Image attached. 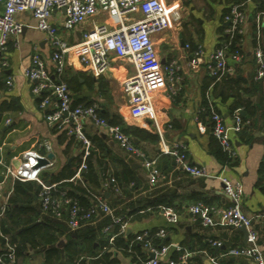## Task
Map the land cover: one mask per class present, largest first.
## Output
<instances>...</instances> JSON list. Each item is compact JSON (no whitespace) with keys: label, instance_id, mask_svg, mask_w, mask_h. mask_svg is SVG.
Returning a JSON list of instances; mask_svg holds the SVG:
<instances>
[{"label":"crops","instance_id":"crops-1","mask_svg":"<svg viewBox=\"0 0 264 264\" xmlns=\"http://www.w3.org/2000/svg\"><path fill=\"white\" fill-rule=\"evenodd\" d=\"M205 1L209 7H211L210 4H216L215 8L211 7L207 19L196 18L194 24L191 22H183L182 25L174 24L171 28L154 36V45L161 64L175 61L178 65L179 77L171 95L167 82V85L155 94L153 105L160 134L149 120L134 119L128 113L118 78L132 72L129 64L117 61L112 64L106 74L94 78L75 60H72L73 63L66 65L62 75L69 80L74 78L76 81L73 85L76 90H70L74 104L96 103L102 112L116 115L127 126H136L157 136L156 141L140 140L130 136L133 144L148 158L157 157L158 159L162 177L155 185H150L138 158L124 151L105 129L95 127L87 121L84 125L87 136L98 135L107 145L108 150L105 153L108 156L107 161L123 160L138 177L137 185L133 190L128 191L129 196L121 194L118 196L119 201L113 205L115 211L122 209L129 211L144 207L145 211H148L147 216L141 220L123 223L126 234L165 228L166 236L169 238V251L161 258L163 263L169 258L173 246L190 242L195 247L201 243H208L214 249L213 255L206 250L193 252V256L196 255L199 258L200 264H227L228 261L231 264H252V260L248 257L229 254L231 249L245 244L244 235L240 229L226 227L216 217H214L213 226L203 227L199 218L189 212L190 206L198 204H193L194 198L198 196L210 203L208 206L227 207L230 201L223 193L222 183L217 178H192L177 168L170 156L160 152L163 145L181 143L191 163L204 166L211 175L222 174L230 180L239 181L243 187L241 209L245 215L252 218V227L258 236V247L264 256V194L256 187L257 170L264 155V77L255 79L253 57V50L256 47L253 41L254 25L255 35L258 38L262 37L260 45L264 47V23L260 26L261 28L257 25V16L263 10L264 3L260 10L261 0ZM232 5H240L239 9L244 15L240 32H237L240 35L238 44L240 59L234 61L228 54L227 62L232 67V71L219 82L215 90L212 85H209L203 93L202 86L209 80L205 62L222 42L218 31L221 25V12ZM190 9L193 10L192 7ZM56 18L57 16H53L52 21H56ZM102 18V15L95 17L99 21H103ZM15 19L21 24L22 31L18 35L9 37L6 51L8 66L0 68V159L14 164L23 152L43 151L40 144L48 142L51 146L48 155L54 161L53 166L48 170L58 172L64 166L76 164L81 154L82 144L74 136L45 122V110L39 107V99L32 94V84L22 75V70L29 64L33 53L40 54L48 69L51 70V48L46 35L36 28V21L29 12L17 13ZM89 24L90 21L84 23L77 33L80 34V31L89 27ZM77 33L76 35L64 33L65 35L61 34V37L73 42L77 38ZM186 44L201 47L204 63L197 66L190 64L193 52L197 48L191 51L190 46L185 48ZM8 79L11 80L10 85L6 84ZM99 84H102L101 89ZM203 94L208 96L209 101L217 107L230 128L229 137L237 158L234 165L223 164L212 152L215 142L208 127L199 119L201 118L199 111L203 106ZM234 105L236 109H233ZM236 116L241 119L240 129L237 131L233 129ZM200 125L205 127L203 132L199 129ZM12 187L13 181L3 179L0 167V216L6 207ZM109 196L108 194L105 198ZM111 197L115 199V196ZM156 199H171L176 206L175 208L157 206L156 211H152L150 203ZM34 204H37L36 200ZM166 210L175 214L174 223L166 222L164 213ZM105 219L107 218H96L79 230L86 226L98 230ZM62 224L65 226L63 222ZM213 240L220 241L221 246L212 245ZM33 252L34 256H32ZM43 256L42 249L28 247L25 257L18 258L17 264H41ZM116 256L120 264H132L129 257L120 253ZM20 259L23 260L22 263H19Z\"/></svg>","mask_w":264,"mask_h":264},{"label":"built area","instance_id":"built-area-1","mask_svg":"<svg viewBox=\"0 0 264 264\" xmlns=\"http://www.w3.org/2000/svg\"><path fill=\"white\" fill-rule=\"evenodd\" d=\"M240 5H232L223 20L227 23L226 33L232 35L240 32V25L244 15L239 9ZM0 68L8 66L6 58L7 44L11 35H18L22 31L15 16L20 12H29L36 21V28L46 35L51 48L49 70L45 60L38 53H33L30 62L22 70V75L32 84L31 92L39 99V107L45 110V122L60 131L74 136L81 142V162L69 181L80 180V172L86 168V159L90 154L91 142L84 131L85 122H90L98 128H103L109 136L116 141L128 154L138 158L147 175V182L155 185L162 177L158 167V159L148 158L144 152L137 148L131 137L124 133L118 125H109L102 118L96 103L89 105L74 104L72 94L65 82L60 80L67 64L75 60L92 77L98 78L106 74L112 64L120 61L129 64L132 72L118 78L129 115L134 118L149 120L155 130L160 134L156 113L154 110V97L156 92L167 83L170 95L174 92L175 83L179 77L178 65L175 61L162 65L158 58L154 36L172 27L180 25L181 6L178 0H0ZM97 15L103 16V21L96 20ZM57 16L56 21H52ZM90 21L89 27L80 31V38L69 42L61 34H75L84 23ZM264 22V9L257 16V23ZM226 46L215 49L205 62L207 72L218 80L221 76L232 71L227 62V56L234 61L240 59L238 51L229 52ZM188 48V45H184ZM255 62V79L264 77V47L256 45L253 50ZM203 61L201 47L193 52L190 60L192 66ZM167 82V83H166ZM10 85L11 80H6ZM211 126L208 128L211 135L219 142L221 148L235 155L229 129L221 113L214 110L210 114ZM233 129H240L241 119L234 118ZM204 131L203 125L199 126ZM161 142L162 139H161ZM43 151L27 150L22 153L16 162L8 163L0 159L3 179L12 181H33L41 188L38 200L41 216L52 220L62 221L67 230L74 232L96 218L106 217L109 222L102 228V233L108 235L114 225H119V232H123L124 224L121 217L115 213L107 200L101 194L92 195L93 202L88 209L79 208L71 204L68 198H56L50 194L55 184H46L40 178L41 172L48 170L54 164L49 157L51 146L48 142L40 144ZM161 154L172 158L175 166L192 178H217L223 186V193L228 197L230 204L227 207L208 206L198 203L190 206L189 212L198 217L203 227L214 225V217L233 229L244 227L246 230L245 244L233 248L229 254L245 256L253 264H264V256L258 247V236L252 227V218L245 215L241 209L243 187L239 181H233L222 174L217 176L207 172L204 166L191 163L184 146L173 143L160 148ZM110 186L114 196H120V189L113 178L103 183V187ZM70 205L65 210L64 205ZM166 222H175V214L166 210ZM40 217V220H42ZM145 232L136 236L141 240ZM160 237L166 235L165 228H159ZM114 235L109 237V242ZM4 253L0 254V264H14L16 262L14 247L5 236ZM214 246H221L220 241H211ZM148 257L140 259L138 264H159L161 258L168 251V245L153 248L145 245ZM179 252L181 247L175 245L171 248ZM152 253L153 257L149 254ZM190 252H184L178 260L168 258L164 264H188Z\"/></svg>","mask_w":264,"mask_h":264},{"label":"trees","instance_id":"trees-1","mask_svg":"<svg viewBox=\"0 0 264 264\" xmlns=\"http://www.w3.org/2000/svg\"><path fill=\"white\" fill-rule=\"evenodd\" d=\"M263 3L264 0H261L259 3L260 10L263 8ZM229 9H224L221 12V25L218 31L221 34L222 42L216 49L228 44V51L235 52L238 51L240 35L237 32H234L232 35L224 32L227 25H224L225 21H223V18L229 12ZM263 23V21H260L257 24L258 27ZM255 31L256 28L254 25L253 41L255 45H258L262 43V37L258 38V36L255 35ZM189 46L191 51L197 48L193 44H188V47ZM226 75L221 76L218 80L209 75V80L202 86V92L204 93L209 85H212L215 90L219 86V82L222 81ZM60 80L67 84L69 90H76L73 88V85L76 83L74 78L69 80L61 75ZM101 88L102 84H99V89ZM203 98V106L199 111V116L201 118L199 119L202 124L209 128L211 126V111L214 110L217 113H220V111L215 107L213 102L209 101L208 96L204 95ZM236 108L237 107L234 105L233 109ZM98 113L109 125H118L124 133L133 138L151 141L157 140V136L141 128L127 126L122 120H119L116 115H109L107 112H102L100 109ZM211 137L215 142V147L212 148V152L216 158L225 165H234L237 159L236 155H230L225 152L221 148L219 142L212 135ZM89 139L91 142L90 154L86 159V168L80 172V180L69 181L81 162L80 155L74 166H64L58 172L44 170L41 172L40 178L46 184H55V187L50 190L52 196L56 198H68L71 204H76L79 208H90L93 202L92 195L101 194L102 197L105 198V193L110 195L105 199L113 208V205L119 201L118 196H115L114 200L111 199V196L114 197L112 189L110 186L104 188L103 183L113 178L120 189V195L129 196L128 191L133 190L137 185L138 177L135 171L123 160L115 159L112 162L106 160L108 156L105 153L108 148L100 136L94 135L89 137ZM256 187L264 194V155L257 170ZM40 190V186L33 181H13L12 191L7 198L3 214L0 216V254L5 251L4 237L6 236L9 244L14 247L16 257V262L14 264H17L18 258L25 257L28 247L43 250L44 256L41 264H120L116 256L118 253L129 257L132 264H138L140 259L144 260L148 257L147 251L144 249L145 245H150L153 248H161L169 244V238H167L166 235L160 237L157 234L159 229L156 228L143 231L146 234L141 240H137L136 236L143 232L126 234V232L123 231L120 233L119 225H114L110 233L104 235L102 233V228L109 222L108 218L99 226L98 230L86 226L74 232L68 231L62 222L41 216L38 200ZM35 200L37 204H34ZM195 203L210 205V203L200 196L194 198L193 204ZM150 204L152 211H156L157 206L174 208L176 206L171 199H156L151 201ZM69 206L68 204L64 205L65 210L68 209ZM115 213L121 217L122 223H127L145 218L148 211H145L144 207L140 209H131L129 211L125 209L117 210ZM40 217H42V220H40ZM111 235H114V237L113 240L109 242L108 239ZM60 240L63 241L62 246H58ZM193 246L194 245L190 242H182L180 244L181 250L179 252L171 251L169 258L177 261L182 253L190 252L192 255L188 258V264H200L199 258L196 255L193 256L194 251L206 250L211 255L214 254V249L208 243H201V245L199 244L197 247ZM159 264L164 263L160 262ZM227 264H231V262L228 261Z\"/></svg>","mask_w":264,"mask_h":264},{"label":"rangeland","instance_id":"rangeland-1","mask_svg":"<svg viewBox=\"0 0 264 264\" xmlns=\"http://www.w3.org/2000/svg\"><path fill=\"white\" fill-rule=\"evenodd\" d=\"M178 1L181 6L180 20H179L180 25H182L183 22H191L194 24L195 23L194 21L196 20V18L205 20L209 17V13L211 12V7L212 8L216 7L215 3L210 4L211 7H209V5L207 4L205 0H178ZM191 7L193 8V10L190 9ZM34 255L35 253L33 252L32 256ZM22 262L23 260L20 259L19 263H22ZM26 262H28V260Z\"/></svg>","mask_w":264,"mask_h":264},{"label":"water","instance_id":"water-1","mask_svg":"<svg viewBox=\"0 0 264 264\" xmlns=\"http://www.w3.org/2000/svg\"><path fill=\"white\" fill-rule=\"evenodd\" d=\"M225 24L227 25V23H225ZM77 38H80V34H79V33H77ZM182 43H183V42H182ZM49 157H50V155H49ZM104 195L107 196L108 193H105ZM240 230L243 232V235H244V241H246V230H245V228H244V227H241ZM73 235H74V233H73ZM62 245H63V241L60 240L59 243H58V246H62ZM149 256H150V257H153V254L150 253Z\"/></svg>","mask_w":264,"mask_h":264}]
</instances>
